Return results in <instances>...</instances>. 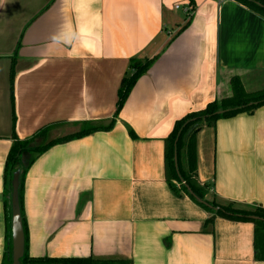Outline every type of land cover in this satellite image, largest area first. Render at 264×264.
I'll return each instance as SVG.
<instances>
[{"label": "crops", "instance_id": "obj_1", "mask_svg": "<svg viewBox=\"0 0 264 264\" xmlns=\"http://www.w3.org/2000/svg\"><path fill=\"white\" fill-rule=\"evenodd\" d=\"M131 59L153 62L111 128L54 145L26 168V256L264 264L252 223H205L203 201L180 184L173 191L164 173L176 120L229 96L232 76L246 91L264 88V17L237 0H0V264L13 135L48 128L40 144L107 124ZM195 180L221 203L264 207V105L198 132Z\"/></svg>", "mask_w": 264, "mask_h": 264}, {"label": "trees", "instance_id": "obj_2", "mask_svg": "<svg viewBox=\"0 0 264 264\" xmlns=\"http://www.w3.org/2000/svg\"><path fill=\"white\" fill-rule=\"evenodd\" d=\"M251 10L264 17V0H237ZM12 59L10 69V85L13 81ZM153 59L137 60L131 59L129 62V73L121 79L117 90L116 107L113 118L107 124L83 122L79 129L71 134L60 136L50 140H45L40 144H35L36 137L43 136L48 128L39 130L36 134L25 140H19L13 135V142L8 151L4 163L3 178L5 196L4 206L6 209L5 225V245L1 264H11V231H10V193L11 179L16 170H19L18 198L21 206L22 185L26 168H28L43 152L48 148L61 144L71 139L83 137L98 130H109L114 124V118L119 113L123 103L137 79L143 75L151 66ZM230 95L215 99L206 104L198 111L187 113L176 120L169 135L164 139V173L170 188L175 191L174 183L180 184V188L191 198L203 201V207L211 213L205 223L219 217L237 222H250L253 224V251L254 259L264 261V207L262 206H238L233 202L217 204L205 199L206 188L195 180L196 174V135L205 127L214 128L217 121L233 117L240 113L250 114L257 108L264 105V88L246 91L238 76L229 79ZM132 134L131 131H129ZM133 136V134H132ZM28 157L27 164L20 166L22 155ZM175 157V160H174ZM24 231V228H23ZM25 250V245H24ZM123 260L106 261L97 260L92 257H37L28 258L25 254L20 259V264H126Z\"/></svg>", "mask_w": 264, "mask_h": 264}, {"label": "water", "instance_id": "obj_3", "mask_svg": "<svg viewBox=\"0 0 264 264\" xmlns=\"http://www.w3.org/2000/svg\"><path fill=\"white\" fill-rule=\"evenodd\" d=\"M175 160V157H174ZM19 170H16L11 179L10 193V231H11V264H20L24 254V231L20 213L18 187Z\"/></svg>", "mask_w": 264, "mask_h": 264}, {"label": "rangeland", "instance_id": "obj_4", "mask_svg": "<svg viewBox=\"0 0 264 264\" xmlns=\"http://www.w3.org/2000/svg\"><path fill=\"white\" fill-rule=\"evenodd\" d=\"M66 129H67V127L60 128L59 131H60V133H61L62 131L66 130ZM69 129H74V128H73V127H70ZM50 135H53V133H50ZM207 195H208V193L206 192V194H205V199H206L207 201H212V200H214V202L217 203V204H224V203H221V201L217 200L216 198H213L212 196L208 197ZM242 207H243V206H242Z\"/></svg>", "mask_w": 264, "mask_h": 264}, {"label": "built area", "instance_id": "obj_5", "mask_svg": "<svg viewBox=\"0 0 264 264\" xmlns=\"http://www.w3.org/2000/svg\"><path fill=\"white\" fill-rule=\"evenodd\" d=\"M213 2H217V3H219V2H223V1H225V0H212ZM176 8H177V6H176ZM190 9V7H188V9H187V11Z\"/></svg>", "mask_w": 264, "mask_h": 264}]
</instances>
